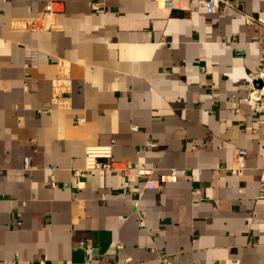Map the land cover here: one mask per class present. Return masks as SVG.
<instances>
[{"label":"crops","instance_id":"obj_1","mask_svg":"<svg viewBox=\"0 0 264 264\" xmlns=\"http://www.w3.org/2000/svg\"><path fill=\"white\" fill-rule=\"evenodd\" d=\"M263 39L237 8L0 0V264H264V121L241 102ZM87 144L176 181L77 180Z\"/></svg>","mask_w":264,"mask_h":264},{"label":"built area","instance_id":"obj_2","mask_svg":"<svg viewBox=\"0 0 264 264\" xmlns=\"http://www.w3.org/2000/svg\"><path fill=\"white\" fill-rule=\"evenodd\" d=\"M158 5L166 9L185 8L192 9L194 5L202 7L206 13H217L226 11L229 8H237L243 13L245 23H257L264 27V16H255L242 11L234 0H155ZM93 9H99L98 3H90ZM55 1H48L45 4V13L54 14L58 11ZM262 53L260 63L247 73V93L241 98V102L249 107L264 121V39L261 41ZM259 82L258 85L255 82ZM83 119L79 118L78 122ZM146 144H149L146 142ZM25 168L29 167L28 159H24ZM246 167V150L237 149L236 161L228 167L232 174ZM56 166L49 167L50 185L57 186L53 170ZM92 170H100L104 174H114L119 178V187L122 191L129 188L132 177L144 179V188H154L159 183L165 181H176V169L170 168L167 172H162L157 178L152 177L153 169L144 167L137 162L113 158L112 147L108 144H87L83 148L82 164L71 169L73 177L82 179ZM257 199H264V166L259 168L258 173V193ZM86 252L89 248L84 247ZM38 264H45L44 259H39Z\"/></svg>","mask_w":264,"mask_h":264},{"label":"water","instance_id":"obj_3","mask_svg":"<svg viewBox=\"0 0 264 264\" xmlns=\"http://www.w3.org/2000/svg\"><path fill=\"white\" fill-rule=\"evenodd\" d=\"M258 84H259V82H258Z\"/></svg>","mask_w":264,"mask_h":264}]
</instances>
